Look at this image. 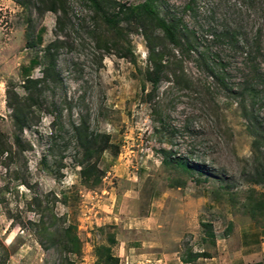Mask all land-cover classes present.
Returning a JSON list of instances; mask_svg holds the SVG:
<instances>
[{"label": "rangeland", "instance_id": "rangeland-1", "mask_svg": "<svg viewBox=\"0 0 264 264\" xmlns=\"http://www.w3.org/2000/svg\"><path fill=\"white\" fill-rule=\"evenodd\" d=\"M51 1L0 0V264H97L111 235L119 264L170 263L127 249L141 235L125 228L166 193L189 212L191 232L176 240L184 264H264V0H155L195 33L188 51L149 23L122 22L119 35L85 0L57 11ZM109 1L118 11L144 0ZM153 62L156 86L146 78ZM28 79L43 81L28 90ZM21 104L29 124L16 132ZM82 124L111 137L94 159L98 186L81 177ZM70 224L81 254L65 242ZM203 251L211 257L185 262Z\"/></svg>", "mask_w": 264, "mask_h": 264}, {"label": "trees", "instance_id": "trees-1", "mask_svg": "<svg viewBox=\"0 0 264 264\" xmlns=\"http://www.w3.org/2000/svg\"><path fill=\"white\" fill-rule=\"evenodd\" d=\"M94 10V12L104 20L105 24L109 29L115 31L117 34L122 35V22H131L135 20L136 22H143V25L146 23L151 24L155 29H159L163 32L165 39L176 48L186 47L185 50H193L195 47V39H192V35L195 33L189 30L187 27L182 25L180 20L168 22L163 18L157 9L155 0H144L142 3L135 6L120 5L118 11L116 10V3L109 0H85ZM63 2L62 0H52L51 6L49 7L52 11H57V4ZM115 4V5H111ZM113 10V11H112ZM146 28V26H145ZM145 35L148 40L151 41V38L147 31ZM220 37V36H219ZM57 47V42H52L46 48V54L49 59L48 67L45 71L47 76H51L55 73L56 67V53L52 52V49ZM150 53L153 58L155 57V49L150 45ZM205 57V55H202ZM153 67L147 69L146 78L151 81L154 86L157 85L159 80V75L161 73V65L157 62H153ZM211 73L218 77V73L215 70L211 69ZM223 81V79L221 78ZM42 79H28L24 82L23 87L30 90L31 86H37L41 83ZM9 94V91H8ZM12 104V103H11ZM10 104V105H11ZM12 106V105H11ZM23 104L13 107V123L15 126L16 132H22L23 129L29 124V114L30 111ZM75 137L77 138L78 145L80 149L84 152V159L81 161V177L83 183L88 186H98L102 181V172L97 167V158L107 150L111 144V137L108 134L89 132V127L85 124L75 127ZM16 144H20V136L16 134L15 136ZM0 150L8 151L7 148H0ZM2 151V152H4ZM96 160L94 161V159ZM179 164H182L181 160H178ZM185 165V168H190L189 165ZM257 183L264 185V177L256 180ZM203 226L207 229V235L211 238H214L213 225L209 223H203ZM65 242L70 247L71 251L76 254H81L82 251V241L76 232V226L70 224L63 231ZM118 243L116 236L111 235L109 237L110 245H103L99 249V259L97 264H119L120 257L116 256L113 253V246ZM202 257H211V254L206 251L200 253H194L189 255L188 259H185V262L196 261ZM72 264V263H71Z\"/></svg>", "mask_w": 264, "mask_h": 264}, {"label": "crops", "instance_id": "crops-1", "mask_svg": "<svg viewBox=\"0 0 264 264\" xmlns=\"http://www.w3.org/2000/svg\"><path fill=\"white\" fill-rule=\"evenodd\" d=\"M171 192L169 191L170 194ZM165 196L170 198V195L164 194V199H162L161 203L152 207L146 214H140V216L125 224L127 230L141 235L139 239L134 241L135 246L128 245L127 249H133L134 247L138 254L140 253L141 259L144 257V259H149L148 261L154 262L155 260L157 262L160 258L162 259L166 256L170 263L166 261L164 264H184L182 248L180 244H176V240L178 243L182 235L191 232L189 212L184 205V198H180V200L174 199L170 202L165 199ZM208 238L204 234L200 237L203 243H207ZM220 245L218 242L216 245L218 249ZM124 250H126V247H124ZM191 252L193 251L191 250ZM234 253L237 254L238 252Z\"/></svg>", "mask_w": 264, "mask_h": 264}]
</instances>
